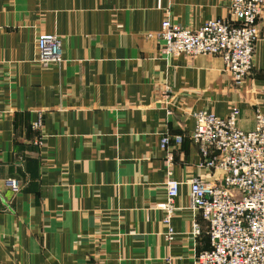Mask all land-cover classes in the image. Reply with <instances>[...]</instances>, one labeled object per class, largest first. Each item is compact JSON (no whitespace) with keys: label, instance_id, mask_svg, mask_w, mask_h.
Masks as SVG:
<instances>
[{"label":"crops","instance_id":"0c3cea01","mask_svg":"<svg viewBox=\"0 0 264 264\" xmlns=\"http://www.w3.org/2000/svg\"><path fill=\"white\" fill-rule=\"evenodd\" d=\"M229 5L0 0V264H195L209 249L188 183L218 182L222 171L198 165L191 112L224 117L236 105L243 130L264 114V6L239 87L218 55L162 57L155 33L165 18L191 28L231 19ZM40 32L60 38L58 63H37ZM167 172L179 182L169 240L158 208Z\"/></svg>","mask_w":264,"mask_h":264},{"label":"built area","instance_id":"2783aa9c","mask_svg":"<svg viewBox=\"0 0 264 264\" xmlns=\"http://www.w3.org/2000/svg\"><path fill=\"white\" fill-rule=\"evenodd\" d=\"M263 6L264 0H230L231 19L210 18L196 28L165 18L155 33L162 42L160 54L164 58L180 54L218 55L232 83L239 87L253 65L257 19ZM35 50L40 66L56 64L62 53L60 38L40 32ZM238 115L236 105L224 117L205 109L191 112L193 127L189 138L201 155L198 165L222 171L218 182L194 177L188 183L187 208L197 211L205 222L210 243L209 249L195 254V264H264V114L256 112L250 130L238 127ZM40 126V117L30 123L33 129L39 130ZM172 139L180 141L178 136ZM169 141L163 135L159 147L165 148ZM4 183L13 192L18 189V182L12 177ZM164 185L165 197L158 208L164 212L162 222L169 240L174 234L170 219L179 182L167 172ZM198 233L199 226L193 222L191 234Z\"/></svg>","mask_w":264,"mask_h":264}]
</instances>
